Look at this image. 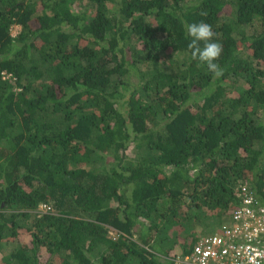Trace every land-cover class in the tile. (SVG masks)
Listing matches in <instances>:
<instances>
[{
    "label": "trees",
    "instance_id": "16d2710c",
    "mask_svg": "<svg viewBox=\"0 0 264 264\" xmlns=\"http://www.w3.org/2000/svg\"><path fill=\"white\" fill-rule=\"evenodd\" d=\"M240 183L264 205V0H0V264H173Z\"/></svg>",
    "mask_w": 264,
    "mask_h": 264
},
{
    "label": "built area",
    "instance_id": "2783aa9c",
    "mask_svg": "<svg viewBox=\"0 0 264 264\" xmlns=\"http://www.w3.org/2000/svg\"><path fill=\"white\" fill-rule=\"evenodd\" d=\"M1 188V187H0ZM241 204L233 220L215 233L200 237L191 253L177 255L173 264H264V205L247 185L236 187ZM37 212L51 210L42 204Z\"/></svg>",
    "mask_w": 264,
    "mask_h": 264
},
{
    "label": "clouds",
    "instance_id": "9594fccd",
    "mask_svg": "<svg viewBox=\"0 0 264 264\" xmlns=\"http://www.w3.org/2000/svg\"><path fill=\"white\" fill-rule=\"evenodd\" d=\"M190 42L187 47L191 59L198 64L206 65L208 71L215 77L223 75L216 61L222 54V46L213 39L212 26L203 21L192 22L187 25Z\"/></svg>",
    "mask_w": 264,
    "mask_h": 264
},
{
    "label": "rangeland",
    "instance_id": "374dc122",
    "mask_svg": "<svg viewBox=\"0 0 264 264\" xmlns=\"http://www.w3.org/2000/svg\"><path fill=\"white\" fill-rule=\"evenodd\" d=\"M21 30V26L19 25H15L12 27V30H11V33L13 36L17 35ZM135 81L137 82V78H134ZM135 146L134 145H131L129 146L128 150H127V155L129 156L130 160L134 158V156L137 154L136 153V150L134 148ZM205 233L202 232L201 236H203ZM108 235L110 237H113V238H116L118 233H117V230L113 229V228H110L109 231H108ZM1 257H2V254L0 253V260H1Z\"/></svg>",
    "mask_w": 264,
    "mask_h": 264
}]
</instances>
